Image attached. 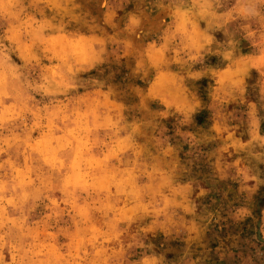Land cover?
<instances>
[{
  "label": "clouds",
  "instance_id": "obj_1",
  "mask_svg": "<svg viewBox=\"0 0 264 264\" xmlns=\"http://www.w3.org/2000/svg\"><path fill=\"white\" fill-rule=\"evenodd\" d=\"M0 264H264V0H0Z\"/></svg>",
  "mask_w": 264,
  "mask_h": 264
}]
</instances>
